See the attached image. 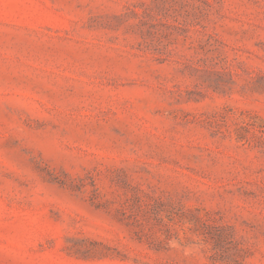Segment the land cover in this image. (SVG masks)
Returning a JSON list of instances; mask_svg holds the SVG:
<instances>
[{
    "label": "rangeland",
    "instance_id": "obj_1",
    "mask_svg": "<svg viewBox=\"0 0 264 264\" xmlns=\"http://www.w3.org/2000/svg\"><path fill=\"white\" fill-rule=\"evenodd\" d=\"M0 264H264V0H0Z\"/></svg>",
    "mask_w": 264,
    "mask_h": 264
}]
</instances>
